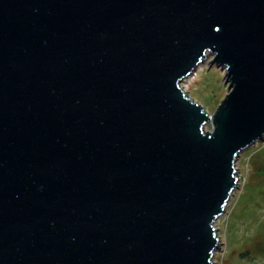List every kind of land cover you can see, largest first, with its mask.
Instances as JSON below:
<instances>
[{
  "label": "water",
  "instance_id": "obj_1",
  "mask_svg": "<svg viewBox=\"0 0 264 264\" xmlns=\"http://www.w3.org/2000/svg\"><path fill=\"white\" fill-rule=\"evenodd\" d=\"M262 140L264 0H0V264H213Z\"/></svg>",
  "mask_w": 264,
  "mask_h": 264
},
{
  "label": "rangeland",
  "instance_id": "obj_2",
  "mask_svg": "<svg viewBox=\"0 0 264 264\" xmlns=\"http://www.w3.org/2000/svg\"><path fill=\"white\" fill-rule=\"evenodd\" d=\"M208 56L180 85L194 100L212 113L228 92L224 69L210 66ZM209 68V69H208ZM210 128V123L206 125ZM264 140L239 153L236 160L238 187L225 212L216 220L219 248L213 264H264Z\"/></svg>",
  "mask_w": 264,
  "mask_h": 264
},
{
  "label": "trees",
  "instance_id": "obj_3",
  "mask_svg": "<svg viewBox=\"0 0 264 264\" xmlns=\"http://www.w3.org/2000/svg\"><path fill=\"white\" fill-rule=\"evenodd\" d=\"M259 171H260V174L264 176V166H261Z\"/></svg>",
  "mask_w": 264,
  "mask_h": 264
}]
</instances>
